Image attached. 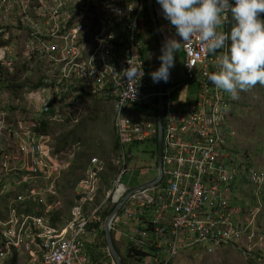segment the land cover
Here are the masks:
<instances>
[{
	"label": "built area",
	"instance_id": "built-area-1",
	"mask_svg": "<svg viewBox=\"0 0 264 264\" xmlns=\"http://www.w3.org/2000/svg\"><path fill=\"white\" fill-rule=\"evenodd\" d=\"M147 5V0H0V264H106L107 251L89 236L103 228L108 205L113 209L135 189L122 182L133 158L130 148L158 137L160 96L162 179L130 195L111 229L119 232L118 224L128 223L134 234L130 246L146 247L148 264H169L185 249L212 253L256 238L254 217L246 216L248 204L238 203L237 191L246 181L259 205L264 168L235 163L230 147L233 110L245 80L234 52L232 2L210 0L192 13L155 7L164 38L178 34L184 74L197 85L195 101L183 104L172 97L184 82L149 92L142 33ZM20 66L24 80L38 81L19 96L11 90L9 95L4 80L9 73L15 78ZM85 98L113 103L123 169L97 202L103 166L99 158L90 159L72 220L58 227L61 180L79 147L63 150L53 125L80 115ZM134 105L151 113L133 111Z\"/></svg>",
	"mask_w": 264,
	"mask_h": 264
},
{
	"label": "rangeland",
	"instance_id": "rangeland-1",
	"mask_svg": "<svg viewBox=\"0 0 264 264\" xmlns=\"http://www.w3.org/2000/svg\"><path fill=\"white\" fill-rule=\"evenodd\" d=\"M235 3L241 4L242 7L252 12H264V0H235ZM154 5L156 8L160 6L182 8L180 0H155ZM183 10L186 11L184 7ZM168 20L174 21L176 19H162L161 23H165ZM151 31L152 28L150 27L147 30L143 29L142 33L145 44L151 43L150 50L156 56V69L153 71L151 78L148 79V81H151L149 92H154L161 76L163 64L160 59L161 55L159 57L160 47L158 40L153 36ZM250 33L252 36L258 37L254 40L249 38L248 43L252 45L256 44L259 49L263 48L264 43L260 42L262 40V31L251 28ZM236 38L234 52L237 56ZM167 52L170 72L167 89H171L176 84L184 82V85L175 91L172 98L182 104L194 102L197 85L188 82L184 74L183 51L178 45V34L174 33V36L167 40ZM243 65L246 70L244 63ZM21 67L18 68L15 78L12 77V80H10L9 73L6 76L8 78L4 80L5 86L7 81L11 84H20L15 91L12 87L9 89L6 86L9 95L10 90H13L12 92L16 96H19L24 91H27V89L32 88L38 81L24 80L22 77L24 70H21ZM84 103L86 104V109L80 115H76L77 113L74 112L75 116L71 120L59 125H53L57 137L67 136L65 142L62 144L59 142L63 150H72L73 147H79L77 148L78 150L74 151L76 152L75 159L61 180L60 198L62 208L54 220L58 227L64 226L72 220V210L75 205L74 200L76 198L77 187L86 174L90 159L93 157L99 158L103 166L100 193L96 198L97 202L103 198L105 189L119 175L120 170L123 169L122 161L116 148V135L113 128V103L108 100L91 98H85ZM131 110L142 114L151 113L150 108L144 105L132 106ZM141 117L144 118L143 115ZM75 121H78V123ZM232 127L235 139L230 143V147L234 162L240 164V166L264 168V74L262 76L259 74L249 84L240 86L237 105L233 110ZM130 150L134 157L127 163L129 171L124 175L122 182L133 189L154 180L158 176V171L156 170L157 156H153L157 152V147L154 143L149 142V144L135 145ZM237 194L238 203L249 205H247V208H249L245 213L246 216L252 213L254 217V225L257 230L256 238L252 243L249 245L244 240L239 244L219 247L212 253H206V250L203 248L185 249L169 264H264V198L260 200L258 205L253 195L252 187L246 181H240ZM113 209H110L108 205V211L104 215L105 220ZM118 227L124 234L123 237L120 239L116 238L118 232H114L113 230L112 236L115 241L114 246L118 250L122 261L125 264L150 263V258L137 262L133 257L128 258L126 256L127 248L133 245L129 242V237H134V234L129 224L125 221H121ZM100 244L102 250L107 251L105 234L103 235L101 231ZM144 250L149 252L146 247H144ZM144 250L142 251L145 252ZM150 255L154 256V253L150 252ZM102 256H105L104 261L106 264H112L108 251L107 254L103 253Z\"/></svg>",
	"mask_w": 264,
	"mask_h": 264
},
{
	"label": "trees",
	"instance_id": "trees-1",
	"mask_svg": "<svg viewBox=\"0 0 264 264\" xmlns=\"http://www.w3.org/2000/svg\"><path fill=\"white\" fill-rule=\"evenodd\" d=\"M184 5H193L196 7H201L204 3L209 2L210 0H180ZM232 2V20H231V30L236 35V52L238 59L243 62L246 66L245 70V80L242 81L243 85H247L255 78V74H264V44L263 48L259 49L256 44H249L248 39L252 40L257 37L252 36L250 29L254 28L258 31H262V40L260 42L264 43V12H252L247 8H244L239 3H235V0ZM144 23L148 28H152L151 33L155 38H157L152 20L150 18L149 12L146 9L144 14ZM161 27V25H160ZM6 86L15 91L20 86V84L10 83L7 81ZM16 87V88H15ZM49 126L47 123L44 125L43 130H48ZM67 136L59 138V142L62 144L66 141ZM116 140V139H115ZM154 144L158 149V137L155 138ZM116 148L118 151V144L116 140ZM154 157L157 156V152L153 154ZM245 166V165H244ZM101 233L104 235V230L101 229ZM113 234V233H112ZM115 242V241H114ZM118 251V250H117ZM148 253L143 252L129 246L127 248V257H133L135 261L139 262L143 259L144 256ZM124 263V262H123Z\"/></svg>",
	"mask_w": 264,
	"mask_h": 264
},
{
	"label": "water",
	"instance_id": "water-1",
	"mask_svg": "<svg viewBox=\"0 0 264 264\" xmlns=\"http://www.w3.org/2000/svg\"><path fill=\"white\" fill-rule=\"evenodd\" d=\"M155 0H147L148 5V12L150 15V18L153 23V27L157 36V40L159 43V47L161 50L162 54V59H163V66H162V72L161 76L157 85V89L159 93H162L165 90L166 85L169 82V77H170V72H169V64H168V53H167V47H166V42L164 39V36L161 31V27L159 24V21L156 17L155 13V5H154ZM194 11H197V8H194ZM163 104H164V98L162 96L159 97V111H158V149H157V167H158V176L157 178L147 184H144L138 188L133 189L131 192H129L111 211V213L108 215L104 222L103 230L105 233V240L107 244V251L108 254L110 255L112 261L114 264H123V261L118 253V251L115 248L113 236H112V229L111 225L114 220V218L119 214L121 208L123 207L124 203L128 199L130 195H133L136 191L140 189H145L149 188L155 184H157L159 181H161L162 176H163V171H162V149H163V117H164V112H163Z\"/></svg>",
	"mask_w": 264,
	"mask_h": 264
},
{
	"label": "crops",
	"instance_id": "crops-1",
	"mask_svg": "<svg viewBox=\"0 0 264 264\" xmlns=\"http://www.w3.org/2000/svg\"><path fill=\"white\" fill-rule=\"evenodd\" d=\"M180 3H181V1H180ZM205 4V3H204ZM181 5H182V8L181 9H179V10H181L182 12H184V13H192V12H197V11H194V8H197V10H198V8L199 7H196V6H193V5H184V4H182L181 3ZM160 7H162V6H160ZM174 7V6H173ZM183 7L185 8V10L186 11H184L183 10ZM174 8H176V7H174ZM160 24V23H159ZM146 30L148 29V27H146L145 28ZM161 31H162V28H161ZM163 34V33H162ZM144 39V38H143ZM165 39V38H164ZM165 42H166V47H167V40L165 39ZM144 45H145V49H146V60H147V55H148V53H149V51H151L150 53H153V51L152 50H150V48H151V43H146L145 44V40H144ZM180 46V45H179ZM181 47V46H180ZM168 53V52H167ZM147 63H148V67H149V69H150V65H149V61L147 60ZM149 69H148V72H149ZM184 70V69H183ZM149 79V78H148ZM150 83H151V81H149ZM159 82V81H158ZM158 82H157V85H158ZM157 89V88H156ZM165 89H167V85H166V87H165ZM158 90V89H157ZM174 94H175V91H174ZM173 94V95H174ZM180 98V97H179ZM56 219V218H55ZM100 231L101 230H98V231H96L95 233H91L90 234V236H89V239L90 240H92V241H94V242H96L97 244L99 243V245H100V249H102L101 248V244H100ZM118 236H116V238H121V237H123V233L120 231V229H119V227H118ZM91 246H96V245H91ZM89 247L90 249V251H92V247Z\"/></svg>",
	"mask_w": 264,
	"mask_h": 264
},
{
	"label": "flooded vegetation",
	"instance_id": "flooded-vegetation-1",
	"mask_svg": "<svg viewBox=\"0 0 264 264\" xmlns=\"http://www.w3.org/2000/svg\"><path fill=\"white\" fill-rule=\"evenodd\" d=\"M150 52L151 51H149V53L147 55V60L149 61V65H150V69H149V72H148V78L149 79L151 78L153 71L156 69V65H155L156 56L153 55ZM160 55H161V57H160ZM159 57L161 59V62H163L161 50H160V53H159Z\"/></svg>",
	"mask_w": 264,
	"mask_h": 264
},
{
	"label": "bare ground",
	"instance_id": "bare-ground-1",
	"mask_svg": "<svg viewBox=\"0 0 264 264\" xmlns=\"http://www.w3.org/2000/svg\"><path fill=\"white\" fill-rule=\"evenodd\" d=\"M181 46V45H180ZM6 78H8V77H6ZM5 82V81H4ZM6 84H7V82H6ZM16 88V87H15ZM13 91V90H12ZM17 94V93H16ZM135 106V105H134ZM45 130V129H44ZM149 144V143H148ZM142 145V144H141ZM235 150V149H234ZM134 157V156H133ZM72 168V167H71ZM101 187V186H100ZM75 197V196H74ZM76 199V198H75ZM88 251H89V249H87Z\"/></svg>",
	"mask_w": 264,
	"mask_h": 264
}]
</instances>
